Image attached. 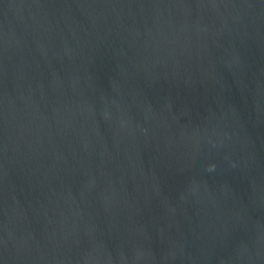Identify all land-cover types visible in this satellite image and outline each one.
Returning a JSON list of instances; mask_svg holds the SVG:
<instances>
[{"label": "water", "instance_id": "95a60500", "mask_svg": "<svg viewBox=\"0 0 264 264\" xmlns=\"http://www.w3.org/2000/svg\"><path fill=\"white\" fill-rule=\"evenodd\" d=\"M0 264H264V0H0Z\"/></svg>", "mask_w": 264, "mask_h": 264}]
</instances>
